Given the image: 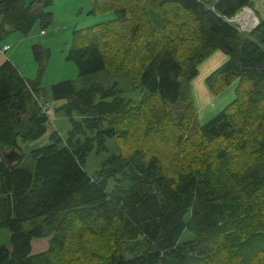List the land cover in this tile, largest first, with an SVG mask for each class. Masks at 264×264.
I'll return each mask as SVG.
<instances>
[{
	"label": "trees",
	"instance_id": "1",
	"mask_svg": "<svg viewBox=\"0 0 264 264\" xmlns=\"http://www.w3.org/2000/svg\"><path fill=\"white\" fill-rule=\"evenodd\" d=\"M92 2L91 13L114 18L75 28L67 58L79 76L124 74L141 95L128 97L116 81L54 83L71 127L26 154L18 138L37 140L49 129L38 97L46 96L50 49L33 44L35 80L10 59L0 64V150L21 153L12 164L0 160V229L12 232L0 264H264V31L244 33L228 20L252 1ZM52 3L0 0V43L37 22L50 26ZM216 51L229 59L205 82L214 94L236 82V97L200 123L192 83ZM113 137L136 143L90 175L89 155L109 150ZM167 140L162 157L146 147ZM27 156L33 170L21 164ZM185 230L194 237L180 241ZM49 236L48 248L33 254L32 239Z\"/></svg>",
	"mask_w": 264,
	"mask_h": 264
},
{
	"label": "rangeland",
	"instance_id": "2",
	"mask_svg": "<svg viewBox=\"0 0 264 264\" xmlns=\"http://www.w3.org/2000/svg\"><path fill=\"white\" fill-rule=\"evenodd\" d=\"M28 1L30 2L32 0ZM205 2H207L206 4L209 7L213 4V0H205ZM38 5H40V1L36 6ZM92 8V0H53L52 5L45 8V11H51L53 13L54 22L50 26L42 28L40 22H37L28 35H24L20 32H12L4 39V41H2V43H0V45L3 44V42H5L4 44L9 43L11 47L7 51L0 53L9 52L11 60L17 64L19 67L18 69L22 72L23 76L30 80H35L40 74V66L33 52V44L39 43L43 47L50 49V57L41 73V86L44 88L46 96L44 97V94H42L38 97L44 109L49 110V129L44 136L37 140L24 141L22 138H18V146L26 154H29L34 149L50 144L52 142L51 133L53 130L59 131L60 135L66 138L71 127L69 118L62 111L58 110V107L61 106L64 101L56 100L51 95V87L54 83L64 79H72L76 87L80 89L93 82L111 85L116 81L118 85L123 87V90L128 97L137 100L141 95L139 89H132L124 74L109 75L103 71L86 76H79L76 64L67 58L75 28H85L114 18L115 14L112 11L91 13L90 11ZM251 20H253V17ZM254 21L256 23V19ZM244 33L247 32L245 31ZM196 86H198V83H196ZM226 97L222 98L220 101L218 100V104L219 102H223ZM232 98L234 99V97ZM233 99H228L227 101H224V103H221L220 106L218 105V110L212 115V117L221 111L226 104ZM198 119L200 123H205L210 117H203L200 115V118ZM193 127L194 125H191L190 129H193ZM169 135L173 137L174 132L169 133ZM133 139L135 140V138ZM134 140L128 142L126 140H119L116 137L108 139L107 146L109 150L101 153H97L96 151L91 152L87 159L85 167L86 171L90 175H93L100 169L102 162L110 153L120 150L129 151L136 143ZM169 141L170 140L164 141L161 144L153 142L147 143L148 146L146 147L151 152L157 151L162 157L161 150L164 149ZM11 149L7 150L5 154L7 155ZM15 150L19 152L18 149ZM5 154L0 150V160L8 158ZM164 157H167L166 153H164ZM18 160L19 159L16 161ZM21 164L28 166L31 170L34 169V160L30 156L24 157ZM113 185L114 180H110L107 188L111 189ZM189 216L190 212L186 215V219H188ZM30 226V222H25V229L30 228ZM11 234L12 232L9 228L0 229V246L11 245ZM193 237L194 235L192 233L185 230L180 241L189 240ZM49 239L50 236L34 237L32 239V253L35 254L46 250L50 244ZM140 239H142V237H140ZM127 255H129V253H127Z\"/></svg>",
	"mask_w": 264,
	"mask_h": 264
},
{
	"label": "crops",
	"instance_id": "3",
	"mask_svg": "<svg viewBox=\"0 0 264 264\" xmlns=\"http://www.w3.org/2000/svg\"><path fill=\"white\" fill-rule=\"evenodd\" d=\"M251 1H252V6L250 7V9H251L252 13H247L246 15H248L249 18L252 19V14H253L254 19L252 21H254L256 19V23L254 21V24H255L254 27L249 28V29H245L242 31H244V32L246 31L247 33L251 34L252 33L251 31L253 29L257 28V29H261L260 31L263 35V31H264V0H251ZM258 25L259 26L262 25V27L259 28ZM237 27H238V25H237ZM42 32H43V30H42ZM4 43L5 42H3V44ZM7 59L11 60L9 52L0 53V64H2ZM228 59H229L228 55H226L225 53H222L221 51H216L213 54H211L200 65L199 74L193 80V83H192L193 97H194L195 104H196V107L198 110V118H200V115H202L203 117H210L211 118L212 115L218 110V105L220 106L221 103H224V101H227L228 99H233L232 97H234V99H235V97H236V86H237L236 82L234 84H231L229 87H227L225 90H223L219 94H214L209 89V87L207 86V84L205 82V79L207 78V76L211 72H213L215 69L220 67L222 64L227 62ZM15 65L17 66L16 63H15ZM196 83H198V86H196ZM224 97H226V98L223 100V102H221V103L219 102V104H218V100L220 101ZM230 102H231V100H230ZM228 104H226V105H228Z\"/></svg>",
	"mask_w": 264,
	"mask_h": 264
},
{
	"label": "built area",
	"instance_id": "4",
	"mask_svg": "<svg viewBox=\"0 0 264 264\" xmlns=\"http://www.w3.org/2000/svg\"><path fill=\"white\" fill-rule=\"evenodd\" d=\"M247 13H252L250 7H244L240 10L234 17L229 18L228 20L236 25H238L239 29L245 30L255 26L253 21H250V18ZM253 16V14H252ZM11 46L9 44H1L0 52L7 51Z\"/></svg>",
	"mask_w": 264,
	"mask_h": 264
},
{
	"label": "water",
	"instance_id": "5",
	"mask_svg": "<svg viewBox=\"0 0 264 264\" xmlns=\"http://www.w3.org/2000/svg\"><path fill=\"white\" fill-rule=\"evenodd\" d=\"M11 156H12V157H11ZM6 157H8V158H7L8 162H9L10 164H12V163L15 162L17 159H20V158H21V153L18 152V151H16L15 148H12V149L10 150V152L7 153Z\"/></svg>",
	"mask_w": 264,
	"mask_h": 264
},
{
	"label": "bare ground",
	"instance_id": "6",
	"mask_svg": "<svg viewBox=\"0 0 264 264\" xmlns=\"http://www.w3.org/2000/svg\"><path fill=\"white\" fill-rule=\"evenodd\" d=\"M250 21H252V20L250 19Z\"/></svg>",
	"mask_w": 264,
	"mask_h": 264
}]
</instances>
